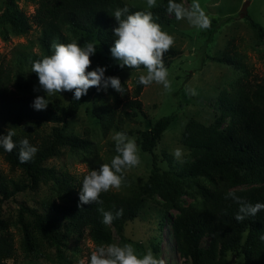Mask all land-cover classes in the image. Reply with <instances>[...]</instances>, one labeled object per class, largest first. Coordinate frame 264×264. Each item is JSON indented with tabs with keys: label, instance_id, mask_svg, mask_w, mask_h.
Instances as JSON below:
<instances>
[{
	"label": "trees",
	"instance_id": "16d2710c",
	"mask_svg": "<svg viewBox=\"0 0 264 264\" xmlns=\"http://www.w3.org/2000/svg\"><path fill=\"white\" fill-rule=\"evenodd\" d=\"M34 5L27 15L19 2ZM180 3V0H175ZM128 6L129 12L150 11L156 23H170L168 0L154 8L131 5L124 0H4L0 13V38L26 35L38 29V53L22 54L17 63L26 66L29 78L21 76L24 69L13 68L0 60V135L9 130L16 133V148L0 155L15 177L7 176L0 168V264L14 258L16 247L12 228L19 235V248L28 261L46 260L50 264H75L80 254L77 242L86 234L96 246L114 244L113 233L122 241H133L126 236V226L140 217L148 199L159 198L158 230L168 223L169 237L178 255L189 264H264V210L255 216L237 221L240 205L229 193L250 204H264V75L250 78V72L238 56L230 51V39L218 62L232 65L240 71L232 86L223 89L216 100L217 114L209 124L190 117L184 124L179 142L189 150L188 158L180 165L158 166L160 158L154 150L164 131L175 119L181 105L160 117L149 129L137 130L134 138L142 152L151 156L147 179L140 184L124 177L122 191L100 194L102 204L79 202L84 175L80 177L57 170L49 164L64 152H91L90 140L68 133L69 122L80 108L97 92L90 88L79 101L73 96L66 105L45 110L32 107L35 96L30 92L29 80L38 78L31 72L33 61L52 52V44L77 42L84 46L96 43L94 57L114 61L105 76H116L125 70L112 57L114 11ZM208 30L217 23L214 20ZM215 24V25H214ZM263 38L264 28L250 21ZM177 53L171 49L164 55L165 67ZM264 57V53H263ZM139 69H144L143 66ZM14 85L15 89L12 87ZM124 86V85H123ZM144 85L134 79L130 93L126 86L123 95L115 94L113 102L93 105L91 114L104 132L112 129L130 136L122 128L125 119L143 114L139 96ZM119 111L117 112V109ZM27 138L38 151L27 162L19 159L20 140ZM113 156L115 142L111 144ZM164 156V155H163ZM124 175V174H123ZM42 189L44 190L42 192ZM20 196H27L20 198ZM191 202L184 205L183 197ZM17 206L7 211L9 204ZM33 202V203H30ZM113 214H123L109 224L102 222L100 208ZM175 211L176 213H170ZM73 241L76 246L71 247ZM146 254L142 243L135 241ZM159 239L151 242V252L158 251ZM90 254L84 264H87Z\"/></svg>",
	"mask_w": 264,
	"mask_h": 264
},
{
	"label": "rangeland",
	"instance_id": "374dc122",
	"mask_svg": "<svg viewBox=\"0 0 264 264\" xmlns=\"http://www.w3.org/2000/svg\"><path fill=\"white\" fill-rule=\"evenodd\" d=\"M124 1L134 6L148 8L147 0ZM160 2L162 0H156L157 5ZM198 2L210 19L211 24L214 23L212 20L217 21L216 25L214 24L215 27L210 30L200 29L187 20H177L173 13H168L170 23H161L160 26L163 31L174 37V44L171 49L177 53L171 57V62L166 67L171 90H166L162 84L155 82L144 86L139 96L143 105V114H138L130 120L125 119L122 126L124 130L132 132L128 137L134 139L137 130L149 129L156 120L170 114L178 108V105H181L177 116L164 131L160 143L154 150L155 155L157 154L160 158L158 166L163 169H167L169 165L180 166L188 158L189 150L179 142L184 124L190 117L204 124H209L217 114L216 100L219 93L223 89L228 90L240 74V71L232 65L214 60V58L222 56L230 39L232 40L231 49L234 46L230 53L237 52L242 63L249 70L250 78L252 79L253 76L260 78L264 75V36L260 38L257 31L250 25V21H252L264 28V0H198ZM246 2H249L246 5V15L240 18L239 13ZM180 3L187 8L191 6L192 0H180ZM19 6L27 15H32L34 12V5L30 3L20 1ZM3 8L4 0H0V13ZM38 34V29L33 26L26 35L9 36L6 40L0 38V60L9 64L15 72L20 67L24 69L21 72L23 81L29 78L28 70L22 62L18 65L17 58L30 52L38 53ZM22 58L20 57V59ZM90 59L92 63L88 70L101 66L108 71L115 64L114 61L99 59L94 55ZM141 74H146V69L125 70L115 77L120 79L121 84L126 86L128 93H130L134 86V79ZM29 83L31 85L30 92L33 96L45 95L43 90L39 89L35 79L31 78ZM12 87L15 89L14 85ZM115 94L121 95L111 87L107 89V92L103 90L95 92L69 122L68 133L89 139L91 152L68 153L65 151L62 156L50 159L49 164L54 165L57 170H66L77 177L87 174L89 170L98 168L101 164H110L114 157L110 144L113 142L112 137L115 132L112 129L105 132L101 130L93 119L91 108L94 104L112 103ZM72 96V92H62L55 96H46V98L50 100L49 105L59 108L66 105ZM177 148L183 152L180 160H177L173 155ZM138 149L140 164L126 169L123 173L127 181L134 184L143 183L151 168V156L142 152L139 147ZM0 168L7 176L15 177L19 174L18 171L9 170L8 164L1 155ZM123 189L122 183L119 189L110 190L122 191ZM24 197L27 196H20L19 199ZM183 201L184 205H187L191 199L184 196ZM158 202L157 196L148 199L140 217L126 226L125 234L134 242L122 241L113 233L114 244L121 246L132 244L136 253L143 256L144 253L135 241L142 243L147 253L151 250V242L156 237L159 239L158 251L153 254L157 259L163 260L164 264H189L174 250L173 242L167 231L169 224L164 223V229L159 232L160 204ZM16 206L15 202L9 204L7 211L11 209L9 212H13ZM12 231L16 252L14 258L7 260V264H50L43 259L26 260L19 248V235L15 229L12 228ZM70 246L76 245L71 241ZM77 246L80 254L74 261L75 264H84L88 255L97 247L87 234L77 242ZM234 264L239 263L237 261Z\"/></svg>",
	"mask_w": 264,
	"mask_h": 264
},
{
	"label": "clouds",
	"instance_id": "9594fccd",
	"mask_svg": "<svg viewBox=\"0 0 264 264\" xmlns=\"http://www.w3.org/2000/svg\"><path fill=\"white\" fill-rule=\"evenodd\" d=\"M156 6V0H147L149 9ZM167 10L173 13L177 20H187L200 29L210 27L211 21L198 0H192L191 6L187 8L175 0H168ZM113 17L116 26L112 30L115 37L110 48L112 57L119 62L121 68L139 69L143 66L146 74L139 75V84L148 86L155 82L170 91L171 83L168 80L164 55L173 46L174 37L162 30L150 11L129 12L128 6H124L115 9ZM51 47L50 55L32 63L31 72L36 74L39 89L45 93L44 96L35 97L32 104L35 110H45L50 102L46 96H55L62 92H72L73 99L77 101L87 95L90 88H96L98 92L101 90L107 92L111 87L121 95L124 94L125 88L120 79L105 76V67L97 66L93 70H88L92 63L90 57L96 51V43L87 42L80 46L75 41L67 44L54 42ZM15 135L12 130L6 135H0V147L6 152L16 148L17 145L12 139ZM112 139L118 154L112 158L110 164H101L84 175L79 192L81 205L102 204L100 194L113 188L119 189L124 182V171L140 164L139 149L134 139L120 131L116 132ZM19 143V159L24 163L29 161L38 149L30 144L27 138H22ZM173 155L180 160L183 152L177 148ZM228 196L240 205L235 216L237 221L243 220L245 216H255L257 212L264 210L262 203L254 205L247 203L233 193H229ZM99 211L102 213L104 224L111 223L123 214V209H118L114 214L102 207ZM261 239H264V236ZM87 264H164V261L157 259L151 250L139 256L132 244L122 246L102 244L91 252Z\"/></svg>",
	"mask_w": 264,
	"mask_h": 264
},
{
	"label": "water",
	"instance_id": "95a60500",
	"mask_svg": "<svg viewBox=\"0 0 264 264\" xmlns=\"http://www.w3.org/2000/svg\"><path fill=\"white\" fill-rule=\"evenodd\" d=\"M249 2H246L243 6H242V9L239 13V17L242 18L246 15V5L248 4Z\"/></svg>",
	"mask_w": 264,
	"mask_h": 264
}]
</instances>
